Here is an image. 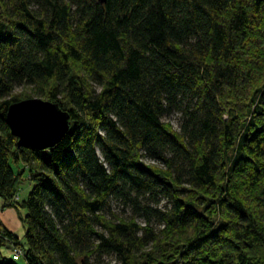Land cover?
I'll list each match as a JSON object with an SVG mask.
<instances>
[{"label":"trees","instance_id":"trees-1","mask_svg":"<svg viewBox=\"0 0 264 264\" xmlns=\"http://www.w3.org/2000/svg\"><path fill=\"white\" fill-rule=\"evenodd\" d=\"M19 88L68 113L52 148ZM0 199V264H264V0H0Z\"/></svg>","mask_w":264,"mask_h":264},{"label":"water","instance_id":"water-1","mask_svg":"<svg viewBox=\"0 0 264 264\" xmlns=\"http://www.w3.org/2000/svg\"><path fill=\"white\" fill-rule=\"evenodd\" d=\"M6 123L18 140L17 147L43 151L52 148L68 132L69 115L56 104L33 99L10 105Z\"/></svg>","mask_w":264,"mask_h":264},{"label":"rangeland","instance_id":"rangeland-1","mask_svg":"<svg viewBox=\"0 0 264 264\" xmlns=\"http://www.w3.org/2000/svg\"><path fill=\"white\" fill-rule=\"evenodd\" d=\"M15 93H16L15 97L18 99V102L36 99V98L23 99V97H26L25 94L27 95L28 91L24 90V89L22 90L21 88L17 89V91ZM164 122L165 123H170L171 126L175 130H178L179 122H180V115L178 113H173V114L169 115L168 117H166L164 119ZM143 161L148 163V164H158L157 162H153L150 159H147L146 157L143 158ZM22 181H23V183L20 186L19 193H21L22 190L25 189L28 186L29 182L27 180V175L26 174H23ZM28 187H30V185ZM30 189L28 190V192L30 191ZM28 192H27V194H28ZM15 200H17V198H15ZM164 200H166V199H164ZM164 200H162L161 203H160L161 207H163L164 204H165ZM109 212H110V217L111 216L117 217V218L121 217V218L124 219V218H129L131 216L130 210H129L128 207L123 208V206L121 204L115 203L114 201L112 203H110ZM137 222L141 224V220H138ZM11 251H13V252L15 251L11 246H7L6 248L5 247L2 248L3 254L5 256H10L11 262H13L14 264H22V263H24V259L23 258H20L19 261L13 260L12 258L14 257V255L12 256V252ZM106 261H108V260H106Z\"/></svg>","mask_w":264,"mask_h":264},{"label":"crops","instance_id":"crops-1","mask_svg":"<svg viewBox=\"0 0 264 264\" xmlns=\"http://www.w3.org/2000/svg\"><path fill=\"white\" fill-rule=\"evenodd\" d=\"M30 184L28 183V186ZM26 187L18 194V201H23L27 197V192L31 188ZM25 212L21 209L14 207H4L3 201L0 199V226L9 231L10 233L17 236V238L22 241L24 237V228L22 223V218ZM18 261V260H17Z\"/></svg>","mask_w":264,"mask_h":264},{"label":"built area","instance_id":"built-area-1","mask_svg":"<svg viewBox=\"0 0 264 264\" xmlns=\"http://www.w3.org/2000/svg\"><path fill=\"white\" fill-rule=\"evenodd\" d=\"M14 250L15 251L12 252V256L14 255V257L12 259L13 260H17V259H19L20 255H21V252H20V250H16V249H14Z\"/></svg>","mask_w":264,"mask_h":264},{"label":"bare ground","instance_id":"bare-ground-1","mask_svg":"<svg viewBox=\"0 0 264 264\" xmlns=\"http://www.w3.org/2000/svg\"><path fill=\"white\" fill-rule=\"evenodd\" d=\"M11 252H13V251H11ZM18 260V259H17ZM17 260H15V261H17Z\"/></svg>","mask_w":264,"mask_h":264}]
</instances>
